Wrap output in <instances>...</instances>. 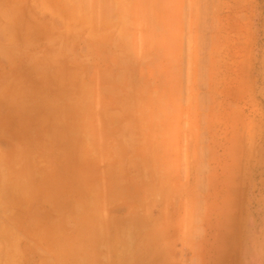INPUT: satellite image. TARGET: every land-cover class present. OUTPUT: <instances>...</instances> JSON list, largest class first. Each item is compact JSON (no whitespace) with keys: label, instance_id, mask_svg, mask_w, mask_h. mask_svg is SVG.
Here are the masks:
<instances>
[{"label":"rangeland","instance_id":"1","mask_svg":"<svg viewBox=\"0 0 264 264\" xmlns=\"http://www.w3.org/2000/svg\"><path fill=\"white\" fill-rule=\"evenodd\" d=\"M238 255L264 264V0H0V264Z\"/></svg>","mask_w":264,"mask_h":264},{"label":"crops","instance_id":"2","mask_svg":"<svg viewBox=\"0 0 264 264\" xmlns=\"http://www.w3.org/2000/svg\"><path fill=\"white\" fill-rule=\"evenodd\" d=\"M5 230V229H4ZM229 263V264H253L254 263V260L251 258V257H246L245 260H243L241 258V256H237V258L233 259L232 261H229L227 260L226 262L222 261V262H219V264H224V263Z\"/></svg>","mask_w":264,"mask_h":264}]
</instances>
